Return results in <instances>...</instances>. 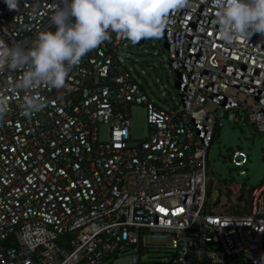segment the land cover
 I'll use <instances>...</instances> for the list:
<instances>
[{"label": "built area", "instance_id": "built-area-1", "mask_svg": "<svg viewBox=\"0 0 264 264\" xmlns=\"http://www.w3.org/2000/svg\"><path fill=\"white\" fill-rule=\"evenodd\" d=\"M57 5L18 0L9 10L0 0V44L31 47L54 30ZM214 12L212 0H190L169 14L162 36L175 107L148 97L142 71L126 66L130 41L116 33L72 69L67 89H39L46 107L31 116L12 89L22 73L0 72L10 106L0 123V264H113L127 251L131 264H150L141 258L145 237L170 240L164 264H264V181L248 213L205 210L215 182L208 153L225 115L258 132L264 148V35L225 46ZM132 104L146 108L143 139L131 138ZM231 161L246 173L245 152Z\"/></svg>", "mask_w": 264, "mask_h": 264}, {"label": "clouds", "instance_id": "clouds-1", "mask_svg": "<svg viewBox=\"0 0 264 264\" xmlns=\"http://www.w3.org/2000/svg\"><path fill=\"white\" fill-rule=\"evenodd\" d=\"M9 10L18 9V0H4ZM214 25L225 46L237 40L264 35V0H212ZM50 16L54 30L41 31L33 45L8 47L0 44V72L19 70L12 83L14 93H24L25 116L46 107L41 88L67 89V78L82 59L116 33L137 44L159 39L169 25L171 11L190 6V0H61ZM10 111L9 100L0 95V123ZM264 261V258H262Z\"/></svg>", "mask_w": 264, "mask_h": 264}, {"label": "rangeland", "instance_id": "rangeland-1", "mask_svg": "<svg viewBox=\"0 0 264 264\" xmlns=\"http://www.w3.org/2000/svg\"><path fill=\"white\" fill-rule=\"evenodd\" d=\"M125 54L129 56L126 66L139 72L142 71L139 78L148 97L162 108L174 106L178 101L177 79L176 73L168 66L167 45L163 36L159 39L144 40L139 45L129 42ZM129 112L131 138L143 139L147 134L145 105L132 104ZM219 115H222V111H219ZM225 116L228 119V124L217 127L209 149L208 177L215 180L214 190L219 191L224 184V179L232 178L236 183L245 184V191H247L264 179L263 139L249 126L237 124L232 111ZM106 137L107 126L102 125L100 126V138L106 139ZM233 150L243 151L248 155L244 175L238 173V168H234L230 160ZM218 193H213V197L219 198L217 204L210 200L214 209L222 212H226L225 210L235 212L233 207L240 202L237 200V194H231L229 198L222 192ZM241 202L240 206H245L243 212L248 213L250 199L246 197ZM144 242L148 244L141 250V258L144 263L159 264L162 262L164 264L167 261L171 250L170 240L167 237H145ZM131 254L132 251L120 253L118 257L113 258L112 262L113 264H131Z\"/></svg>", "mask_w": 264, "mask_h": 264}, {"label": "trees", "instance_id": "trees-1", "mask_svg": "<svg viewBox=\"0 0 264 264\" xmlns=\"http://www.w3.org/2000/svg\"><path fill=\"white\" fill-rule=\"evenodd\" d=\"M245 125H247V126H249L247 123H245ZM253 130V129H252ZM254 131V130H253ZM255 133H257L258 135H260L258 132H256V131H254ZM264 149V148H263ZM234 151V150H233ZM233 153V152H232ZM231 160V159H230ZM234 166V168H238V171L241 169V167H239V166H235V165H233ZM262 181H264V179L262 180ZM232 182H234V180L231 178V179H229V180H226V179H224V184L222 185V188H220L219 189V193H224L226 196H228L229 198H230V195L231 194H237V200L238 201H240L239 202V204L237 205V206H235V207H233V209L235 210V212H228L227 210H225L227 213H233V214H240L239 212H242V213H244L243 211H244V207L245 206H243V207H241L240 206V204L242 203L241 201H243L244 199H246V197L247 198H249L250 199V204H251V190H252V188L254 187H250V189H248L247 191H245V184H240V183H238V190H237V192H232L231 191V189H230V185H231V183ZM212 186H213V183H212V181H210L209 182V185H208V189H207V199H206V206H205V210H207V211H210V210H213L215 207L213 206V204L211 203V201H210V197H211V193H212ZM218 193V194H219ZM218 201H219V198L218 199H216L214 202H215V204H217L218 203ZM212 204V205H211ZM211 205V206H210ZM233 210V211H234ZM241 213V214H242ZM62 240H64V239H60V242L62 241ZM170 253V252H169ZM159 264H162V262L161 263H159Z\"/></svg>", "mask_w": 264, "mask_h": 264}, {"label": "water", "instance_id": "water-1", "mask_svg": "<svg viewBox=\"0 0 264 264\" xmlns=\"http://www.w3.org/2000/svg\"><path fill=\"white\" fill-rule=\"evenodd\" d=\"M143 42H144V40L140 41V42L138 43V45L141 44V43H143Z\"/></svg>", "mask_w": 264, "mask_h": 264}]
</instances>
